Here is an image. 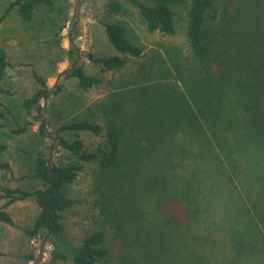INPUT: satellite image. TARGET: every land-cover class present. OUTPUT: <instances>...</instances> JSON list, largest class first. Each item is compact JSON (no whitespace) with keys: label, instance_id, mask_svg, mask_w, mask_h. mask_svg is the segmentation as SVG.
<instances>
[{"label":"trees","instance_id":"obj_1","mask_svg":"<svg viewBox=\"0 0 264 264\" xmlns=\"http://www.w3.org/2000/svg\"><path fill=\"white\" fill-rule=\"evenodd\" d=\"M127 1L149 32L171 37L180 23L184 40L146 49L114 18L127 13L122 2H106L100 23L119 54H88L111 73L105 92L55 127L61 160L50 162L45 148L28 151L33 188L0 183V222L13 224L4 208L32 198L39 210L24 232L54 244V258L70 255V264H264V0ZM55 2L9 0L0 23L14 12L29 26L41 8L49 18ZM9 63L0 47V170L11 168L1 159L5 138L29 124L10 126L5 114L17 122L2 100L13 93L4 85ZM32 74L37 88L20 103L27 115L61 89ZM63 75L82 91L103 84L76 60ZM37 133L46 138L44 122ZM86 165L91 225L66 243L62 213L83 204L67 187ZM214 181L227 200L219 210Z\"/></svg>","mask_w":264,"mask_h":264},{"label":"rangeland","instance_id":"obj_2","mask_svg":"<svg viewBox=\"0 0 264 264\" xmlns=\"http://www.w3.org/2000/svg\"><path fill=\"white\" fill-rule=\"evenodd\" d=\"M8 1L0 0V15ZM108 1L56 0L55 10L49 18L46 17L45 8H41L37 11L35 22L29 26L21 24L14 12L0 23V47L5 50L10 62L4 85L13 92L3 95L2 100L15 113L17 122L11 119L10 111L5 114L10 120V126L29 123L24 133L11 134L5 138L8 148L1 159L8 160L11 168L0 170L1 185L33 188L37 182L25 177L28 174L27 167L31 163L28 151L45 148L50 151V162L61 160L62 150L55 149L58 141L55 127L63 120L73 117L78 112L80 103L90 102L105 92V81L111 77V73L102 72L98 64L88 59V54L99 57L119 54L110 44L100 23V19L104 18V7ZM120 1L127 9V13L115 15L114 18L124 21L137 34L146 49L157 46L161 40L178 44L184 40L180 23L176 33L171 37L158 32L151 33L140 21L136 8L127 0ZM58 6L62 7L61 12L58 11ZM71 46L78 49L73 56L68 54ZM74 60L76 63H83L88 74L101 77L103 84L87 91L80 90L75 78L63 75L64 70ZM34 71L45 79L51 91L57 84H60L61 89L58 93L51 94L46 101H39L31 115H27L20 103L23 97L29 96L37 88L32 74ZM59 73L61 74L57 77ZM35 115L38 116L37 119L34 118ZM41 122L45 123L47 132L45 139H40L37 133ZM62 135L70 136L65 133ZM81 135L87 142L92 140L85 134ZM253 162L259 163L260 159H254ZM208 170L214 172V167ZM90 181L91 166L86 165L78 178L67 187V194L83 201V204H77L62 213L61 222L65 234L63 241L66 243H78L85 228L91 225V221L86 217L91 210V201L88 197ZM214 184L216 187L210 189L215 197V199L211 197V205L215 210H219L221 203L224 202L222 196L225 194L221 193V188L218 187L221 185L220 181H214ZM226 196H229V193H226ZM4 201L0 199V208H3ZM4 209L11 215L13 224L0 222V264H70V255L66 259H56L53 257L54 244L42 238H31L24 232V228L31 223L39 210L32 198L16 201ZM28 255H32V259L28 258Z\"/></svg>","mask_w":264,"mask_h":264},{"label":"water","instance_id":"obj_3","mask_svg":"<svg viewBox=\"0 0 264 264\" xmlns=\"http://www.w3.org/2000/svg\"><path fill=\"white\" fill-rule=\"evenodd\" d=\"M75 24H76V23L74 22V26H75ZM76 52H78V49H76ZM67 69H68V68H66L65 70H67ZM65 70H64V71H65ZM60 74H61V73H59L57 77H59ZM49 154H50V151H49ZM49 161H50V158H49Z\"/></svg>","mask_w":264,"mask_h":264}]
</instances>
